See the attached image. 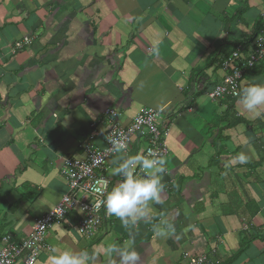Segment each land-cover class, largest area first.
<instances>
[{
	"label": "crops",
	"instance_id": "crops-1",
	"mask_svg": "<svg viewBox=\"0 0 264 264\" xmlns=\"http://www.w3.org/2000/svg\"><path fill=\"white\" fill-rule=\"evenodd\" d=\"M259 19L264 0H0V240L26 237L68 192L66 157L82 158L87 142L105 147L108 108L126 124L154 108L171 123L163 203L127 229L113 216L91 239L72 212L48 245L107 264L105 247L134 237L139 264H178L184 253L264 264V107L257 115L239 98L208 96L220 60ZM252 83L264 84V60L242 88ZM145 145L135 137L129 156ZM122 159L110 157V178ZM161 220L175 232L158 235Z\"/></svg>",
	"mask_w": 264,
	"mask_h": 264
},
{
	"label": "built area",
	"instance_id": "built-area-1",
	"mask_svg": "<svg viewBox=\"0 0 264 264\" xmlns=\"http://www.w3.org/2000/svg\"><path fill=\"white\" fill-rule=\"evenodd\" d=\"M30 43L31 39L24 37L12 45L11 52L15 54ZM263 58L264 32L261 31L250 40L248 50L243 43L239 44L221 61L222 78L215 88L208 92L209 98L216 101L237 99L235 93L242 89L243 77ZM163 110L144 108L126 124L121 122L117 109L108 108L101 120V123L106 124L105 147L100 148L87 142L82 145V158L64 159L62 174L68 182V192L52 209L35 219L26 237L19 240L5 235L1 238L0 264H15L19 260L26 264H35L44 250L52 249L47 242L49 231L72 212H75L79 219L78 232L88 239L94 238L100 227L113 218V215L106 212V194L123 179L110 178L107 175L110 157L119 154L125 158L129 157L130 145L135 137L144 139L146 145L133 156L155 153L166 159L169 155L171 123L163 117ZM115 138L125 139L127 150L114 152L111 141ZM136 173L144 175L139 166ZM244 229H248V225H245ZM178 264H218V260H214L209 254L184 253Z\"/></svg>",
	"mask_w": 264,
	"mask_h": 264
},
{
	"label": "clouds",
	"instance_id": "clouds-1",
	"mask_svg": "<svg viewBox=\"0 0 264 264\" xmlns=\"http://www.w3.org/2000/svg\"><path fill=\"white\" fill-rule=\"evenodd\" d=\"M235 95L244 109L261 114L260 109L264 107V84L252 83ZM111 144L116 153L127 150L125 139L115 138ZM237 159L240 163L247 162L244 154H240ZM166 164V159L155 153L122 159L113 174L123 179L107 192L104 200L106 212L118 218L126 229L141 221L147 222L150 218V203H163L165 185L162 181ZM137 166L143 170L144 175L136 173ZM153 230L160 236L175 232L174 225L167 220H161L160 224L154 225ZM51 252L47 264H96L99 258L96 253L88 251L58 250L53 247ZM103 255L107 257V264H139L141 259L134 237L123 244H109Z\"/></svg>",
	"mask_w": 264,
	"mask_h": 264
},
{
	"label": "trees",
	"instance_id": "trees-1",
	"mask_svg": "<svg viewBox=\"0 0 264 264\" xmlns=\"http://www.w3.org/2000/svg\"><path fill=\"white\" fill-rule=\"evenodd\" d=\"M255 30H256V31H255L250 37L246 38L247 40L245 39L244 42H243V41L238 42V43L234 46V48H236L237 45L243 43V45L245 46V48L248 50L249 42H250V40L254 37V35L260 33L261 31L264 32V20H263V19H259V20L256 22ZM234 48H233V49H234ZM233 49H232V50H233ZM232 50H231V51H232ZM231 51H230V52H231ZM230 52H227V54H226V55L220 60V62H219V67H220V63H221V61H222L224 58H226V57L230 54ZM246 53H247V52H246ZM263 60H264V58H263L262 60H260V62L257 63L256 66H255L253 69H251V70L256 69L257 66H258L260 63L263 62ZM251 70H248V72L251 71ZM248 72H247V73H248ZM247 73H246V74H247ZM246 74H245V75H246ZM243 78H244V77H243Z\"/></svg>",
	"mask_w": 264,
	"mask_h": 264
}]
</instances>
